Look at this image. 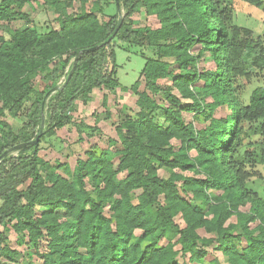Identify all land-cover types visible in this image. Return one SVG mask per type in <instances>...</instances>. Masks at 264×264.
<instances>
[{
	"label": "trees",
	"instance_id": "trees-1",
	"mask_svg": "<svg viewBox=\"0 0 264 264\" xmlns=\"http://www.w3.org/2000/svg\"><path fill=\"white\" fill-rule=\"evenodd\" d=\"M29 1L0 0V157L16 144L34 141L43 114L41 138L72 122L80 96L119 86L115 38L143 49L141 77L153 94L163 90L160 79L173 76V85L190 102L183 105L167 90L170 104L161 106L140 92L136 81L126 90L139 96L140 110L137 119L125 117L117 128L116 158L110 150L92 148L74 168L54 167L39 154L41 138L17 155H5L0 159V226L8 229L15 221L14 231L26 233L35 246L47 236L49 249L39 254L42 264H222L218 258L206 262L214 244L229 264H264V198L251 186L260 178L264 187L258 169L264 165V85L246 104L235 86L250 77L251 69L264 71V41L232 23L229 0H118L119 6L114 0L118 10L104 20L99 15L108 0H43L59 24L44 30L24 11ZM76 1L79 11L70 12ZM242 1L262 5L261 0ZM120 9L123 23L108 42ZM140 9L156 16L159 26L135 27L130 18ZM17 20L25 25L3 24ZM94 46L99 47L82 53L69 78L78 53ZM206 51L215 68L199 66ZM57 85L61 88L45 100ZM26 101L31 102L28 122L14 130L7 115L16 116ZM218 107L230 113L216 118ZM189 112L210 124L197 128L187 121ZM173 139L179 141L177 149ZM247 203L250 211H241ZM38 208L45 209L40 216ZM232 216L236 224L228 223ZM252 221H258L255 228L249 226ZM200 229L209 236H201ZM177 236L180 249L171 241L161 245L162 239ZM7 240L0 232V259L21 264Z\"/></svg>",
	"mask_w": 264,
	"mask_h": 264
},
{
	"label": "rangeland",
	"instance_id": "rangeland-1",
	"mask_svg": "<svg viewBox=\"0 0 264 264\" xmlns=\"http://www.w3.org/2000/svg\"><path fill=\"white\" fill-rule=\"evenodd\" d=\"M110 3L106 4L105 14L99 15L101 20L107 19L110 15H113L118 10L114 0H108ZM261 6L255 4H249L242 0H229L227 3L230 6V13L232 15V23L240 26L248 27L253 30L254 37H261L264 41V0ZM80 4L76 1L73 6L70 7V12L76 13L79 11ZM24 11L33 20L32 25L37 26L39 29L44 30L47 27L59 29V24L55 21L56 14L43 3V0H30L24 7ZM125 12L121 9V16H124ZM134 22V26L149 25L152 27H158L159 21L156 16H147L143 9L136 11L130 18ZM8 24L11 28H19L25 25L24 21L17 20L12 22H3ZM0 34L3 31L0 30ZM114 46L116 50L117 60V78L119 80V86L114 90H110L107 87L95 88L90 93L84 96H80L78 102L74 106L71 116L72 122L63 128L56 129L54 134L41 138L39 154L45 160L50 162L54 167L57 165L67 163L71 168H74L78 159L86 158V152L90 149H95L100 152L103 150H110L113 153V158H116V152L120 148V138L117 132V128L121 125L122 119L125 117L137 119V114L140 110L138 105L139 96L135 93L129 92L126 88H130L136 81L140 82L139 91L147 92L150 96L159 102L161 106H167L169 103L166 98L165 92L168 90L172 94H175L186 105L190 102V99L182 97V94L173 85V76H169L164 79H160L158 84L163 88L159 93L153 94L145 83V79L141 77V71L145 64V58L141 55L142 48L135 44L133 41L126 42L122 39L115 38ZM147 56L153 55L152 49L144 50ZM201 68H215L214 61L211 57L210 51H206L199 62ZM249 72V71H247ZM65 80L63 76L60 80V84ZM202 83H199L200 85ZM264 85V71L258 69L250 70V77H242L238 83L235 84L237 88L236 95L238 98L246 104L249 101V97L256 87ZM165 91V92H164ZM31 106V102L26 101L22 109L16 116L7 115V121L12 125L14 130L22 128L24 124L28 122L27 109ZM230 112L223 107H218L214 116L216 118H223ZM187 121H192L197 128H202L205 125L210 124V121L200 120L195 117L193 112L185 113ZM46 118V116H45ZM117 142V143H113ZM172 145L177 149L179 147V141L173 139ZM192 156L196 155L195 149L190 151ZM18 151L12 152V155H17ZM259 172L264 176V165H259ZM54 172H63L62 169H55ZM179 171V170H178ZM160 175L168 176L169 172L165 170L159 171ZM187 176L196 175L193 171L184 172ZM124 175L121 174L120 178ZM251 186L258 191V195L264 198L263 180L256 178ZM26 184L21 187L25 189ZM88 188H91V184H88ZM216 194H221L220 191L211 190ZM181 195L184 193L181 191ZM250 203L241 205L240 209L243 212L250 211ZM45 209L38 208L36 215L40 216ZM108 211L109 208L107 207ZM176 222L182 224L183 220L180 216L176 217ZM237 216H232L228 223H237ZM8 226V229L0 226V232H3L6 236L7 244L15 249L18 254L16 257L21 264H42L43 257L39 254H43L49 249V238L47 236L42 237L38 244L35 246L30 242L26 233L18 234L13 229V224ZM258 221H252L249 223L251 228H255ZM201 236H209L204 229L198 230ZM240 232V229L236 233ZM141 231L136 230V235H140ZM177 237H166L161 240V245H166L170 241L176 244V248L180 249V245L177 244ZM5 243V244H6ZM243 244H246V239H243ZM209 254L206 258V262L212 258H218L222 264H229L222 251L216 248V244L208 247ZM180 262L184 261L183 256H179ZM2 264H7V260L0 259Z\"/></svg>",
	"mask_w": 264,
	"mask_h": 264
},
{
	"label": "water",
	"instance_id": "water-1",
	"mask_svg": "<svg viewBox=\"0 0 264 264\" xmlns=\"http://www.w3.org/2000/svg\"><path fill=\"white\" fill-rule=\"evenodd\" d=\"M117 5L119 6L118 0H117ZM119 11H120V14H121V9H120ZM122 23H123V16H120V18H119V22H118V25H117V27L115 28V31L113 32V34L111 35V37L108 39V42H110V41L116 36V34H117L118 30L120 29ZM97 47H99V46L90 47V48H87V49L81 50V51L78 53L77 57H76L75 60H74L73 67H72V69H71V71H70V73H69V78H70L71 75L73 74V71H74L75 65H76V63H77V60H78L79 57L82 55V53H83L84 51H86V50L94 49V48H97ZM60 88H61L60 85H57V86L53 87V88H52V89L46 94V96H45V100L49 97V95H51L53 92L59 90ZM45 100H44V102H43V105L45 104ZM45 120H46V118H45V115L43 114V115H42V121H41V127H40L39 133H38V135L36 136V138H35L34 141H32V142H23V143L16 144L15 146H13V147L9 148L8 150H6V151L2 154V156L0 157V159H1L2 157H4L5 155L9 154V153H12V152H14V151H17V150L23 148V147L28 146V145L31 144V143H33V144H34V143H38L39 139L41 138V136H42L43 133H44Z\"/></svg>",
	"mask_w": 264,
	"mask_h": 264
}]
</instances>
